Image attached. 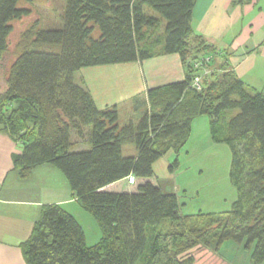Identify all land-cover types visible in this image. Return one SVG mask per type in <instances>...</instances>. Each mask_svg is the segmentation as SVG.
<instances>
[{
	"label": "trees",
	"instance_id": "trees-1",
	"mask_svg": "<svg viewBox=\"0 0 264 264\" xmlns=\"http://www.w3.org/2000/svg\"><path fill=\"white\" fill-rule=\"evenodd\" d=\"M22 1L0 0V128L23 145L13 154L20 176L43 163L58 167L102 231L89 245L74 214L46 204L22 242L27 263L192 264L184 253L194 245L228 240L250 249L255 262L264 260V91L248 85L229 68V53L195 31L196 0H66L63 26L36 21L25 28L2 71L14 22L31 12ZM146 6L167 20L164 32L156 31L159 18ZM45 44L57 49L37 47ZM169 53L180 55L185 78L149 89L151 109L128 123H121L117 104L99 107L83 79L76 80L84 67ZM203 67L209 71L198 89L192 82ZM230 110L237 113L227 117ZM201 115L209 117L212 139L232 153L237 198L225 213L184 214L177 192L151 179L154 162L169 150L178 155ZM82 140L90 147L73 149ZM125 144L137 153L125 155ZM130 175L145 180L133 191L106 188Z\"/></svg>",
	"mask_w": 264,
	"mask_h": 264
},
{
	"label": "crops",
	"instance_id": "crops-1",
	"mask_svg": "<svg viewBox=\"0 0 264 264\" xmlns=\"http://www.w3.org/2000/svg\"><path fill=\"white\" fill-rule=\"evenodd\" d=\"M193 27L221 53H229L230 69L248 85L264 91V0H196ZM104 65L108 66L105 69L109 72L107 83L93 79L94 66L82 68L79 77L99 107L117 104L120 113L124 102H130L131 109L137 110L141 98L148 104L149 89L183 80L186 75L178 53ZM133 82L140 86L138 91L132 90ZM120 83L121 92L126 94H117ZM136 114L139 119L137 111ZM208 123L210 128V121ZM22 148L21 142L0 128V264H28L22 242L31 235L44 205L50 203L62 204L74 214L84 227L87 243H96L98 240L93 241L94 238L89 241L88 227L99 235L98 221L74 196L66 175L58 167L43 163L27 178L20 176L14 167L13 154ZM144 180L130 175L106 188L133 191ZM160 186L165 192H174L172 187Z\"/></svg>",
	"mask_w": 264,
	"mask_h": 264
},
{
	"label": "rangeland",
	"instance_id": "rangeland-1",
	"mask_svg": "<svg viewBox=\"0 0 264 264\" xmlns=\"http://www.w3.org/2000/svg\"><path fill=\"white\" fill-rule=\"evenodd\" d=\"M65 4L66 0L22 1L21 5L28 7L31 12L29 15L14 22V30L9 38L10 47L2 59V71H5L15 57V43L21 31L25 28H28L36 21L40 22V26L43 28H59L63 26L62 16ZM146 10L159 18L156 31L158 33L164 32L167 20L148 6H146ZM37 47L57 49L56 46L47 44L38 45ZM107 67L106 65L94 66V69H92L94 70L93 79L98 80L100 83L101 81L107 83L109 74L105 70ZM80 72L76 73V80L79 79ZM117 86V94H126V92H121L123 91L121 90V83ZM4 87L5 76L3 74L0 78V91ZM131 87L133 91L140 89L137 82L131 83ZM123 98L125 99L126 97L124 96ZM144 100L142 98L139 100L141 103H139L137 110L131 109L130 102H122L123 104L120 106V121L122 124L136 120L138 118L136 111L141 116L143 109H151L147 101L146 103L142 102ZM235 113H237V110H230L227 112V117ZM208 121V115H201L195 118L191 136L179 154L177 155L175 151L169 150L154 162L152 181L159 182L166 189L172 187L171 189L177 192L182 203L181 211L184 214H193L198 211L225 213L232 208V204L237 198L236 187L230 178L231 149L226 142H218L212 139ZM89 145L88 141L82 140L76 143L73 149H85L89 148ZM136 152V147L133 144H125L123 147L125 155H132ZM177 156L179 157V163L176 165L174 161ZM167 224L168 221H165L161 225L162 231ZM101 236V228L98 235L95 230L90 231L88 227L89 241L92 238H94L93 241H97ZM184 254L192 257V264H264V260L255 262L251 257V250L233 240L225 241L218 246L215 245V242L208 244L206 242L197 243Z\"/></svg>",
	"mask_w": 264,
	"mask_h": 264
},
{
	"label": "built area",
	"instance_id": "built-area-1",
	"mask_svg": "<svg viewBox=\"0 0 264 264\" xmlns=\"http://www.w3.org/2000/svg\"><path fill=\"white\" fill-rule=\"evenodd\" d=\"M206 61H209V56H206ZM202 65V61H197L195 63V67H201ZM204 71L201 72L200 74L196 75L193 82H192V85L198 89H200L202 87V77H203V74L207 73L209 71L208 68L206 67H203Z\"/></svg>",
	"mask_w": 264,
	"mask_h": 264
}]
</instances>
